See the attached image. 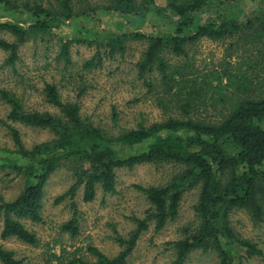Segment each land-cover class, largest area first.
Segmentation results:
<instances>
[{"label":"trees","instance_id":"obj_1","mask_svg":"<svg viewBox=\"0 0 264 264\" xmlns=\"http://www.w3.org/2000/svg\"><path fill=\"white\" fill-rule=\"evenodd\" d=\"M51 1L45 5L43 0H0V7L10 10L22 7V13L28 16L24 22L16 18L0 22V49L8 54V64L15 66L22 45L32 39L60 36L67 22L91 20L99 28L109 18L113 28L95 32L84 26V31L74 35V39L62 38L59 58L70 65L73 44L96 45V54L86 61L85 68H97L102 66L104 55L111 58L124 55L131 44L140 43L144 50L136 63L137 80L149 93L162 94L157 97L160 105L169 103L174 107L171 111L177 109L179 114L111 135L84 119L80 104L65 102L54 84L45 85L44 96L58 110L56 113L28 110L18 94L0 89V100L9 109L6 119H0V125L9 130L17 154L27 161L20 165L0 158V172L10 169V174L24 180V188L15 199L8 201L0 194L1 238L38 244L36 234L27 228L24 220L43 221L47 184L63 167L71 172L73 183L55 199V204L69 201L73 218L62 230L76 237L80 214L77 198L81 191L83 202L91 203L96 200L99 189L104 195L117 192L118 171L144 164L169 163L182 166L184 171L163 186H136L150 207L145 217L132 218L134 228L127 236L115 238L121 249L117 255L109 257L98 248L89 247L92 258L75 256L68 258L66 264H130L133 252L151 224L160 231L176 220L180 202L191 189L200 190L195 205L198 224L193 230H186L181 239L170 243L171 264H188L195 252L214 254L220 264H243L262 258L263 249L236 231L231 215L243 210L255 224L264 222V94L253 95L249 91L232 108L218 112L219 116H204L196 100L200 93L194 86H188L189 63H172L173 57L188 58V48L202 39L236 38L243 26L253 25V20L249 18L247 23H242L225 12L204 22L200 20L201 13L210 4L222 3L227 9L229 0H166L164 3L110 0L106 7L82 11L76 10L75 0ZM169 12L178 18L170 31L137 30L146 23L154 24ZM259 26L247 40L262 41L264 51V18ZM2 34H9L14 40L8 41ZM178 88L186 93L175 103ZM8 121L47 130L52 138L27 148L20 131ZM0 263L29 264L2 245Z\"/></svg>","mask_w":264,"mask_h":264},{"label":"rangeland","instance_id":"obj_2","mask_svg":"<svg viewBox=\"0 0 264 264\" xmlns=\"http://www.w3.org/2000/svg\"><path fill=\"white\" fill-rule=\"evenodd\" d=\"M47 1L49 0H43L45 5L48 4ZM109 1L75 0L74 4L76 10L82 11L106 7ZM165 1L158 0L159 3ZM228 3L227 9L222 3L210 4L201 13L200 20L204 22L225 12L242 23H247L250 18L253 25L243 26L236 38L223 41L205 38L197 41L188 48V58L172 59V63L176 65L189 63L188 86H194L200 93L196 98L199 102V112L207 117L219 116L218 112L223 108H232L237 100L246 96L249 91L253 95L264 94V51L260 44L262 41L253 38L247 40L249 34L260 28V20L264 18V0H229ZM21 9L22 7L12 10L0 7V22L14 18L24 22L28 16L23 14ZM177 19L169 12L154 24L146 23L137 30L144 33L158 29L170 31L175 27ZM108 22L109 18L104 19L102 27L99 28L91 20L67 22L60 36L45 40L32 39L22 45L19 60L14 67L7 63L8 54L0 49V89L18 94L28 110L56 113L58 110L48 104L44 96L45 85L54 84L65 102H78L82 117L111 135L136 128L139 124L161 122L170 114H179L177 109L171 111L174 107L169 103H166L167 106L160 105L157 97L162 94L149 93L142 82L137 80L136 63L141 59L144 50L140 43L131 44L124 55L118 54L114 58L104 55L102 66L97 68H85L86 61L96 54V45L73 44L70 50V65H66L59 58L62 38L74 39V35L84 31V26L92 28L95 32H103L106 27L113 28V24ZM1 36L8 41L14 40L9 34ZM93 36L96 38V35ZM90 38L93 40L91 35ZM101 52L104 53V48ZM169 57L172 58L171 55ZM193 81L194 84H191ZM234 81L239 82L235 84ZM185 93L186 91L178 88L175 103H178ZM169 99L170 97L167 101ZM8 112V107L0 100V119H6ZM8 123L20 131L27 148L31 149L34 145L52 138V134L47 130L11 121ZM0 158L4 161H16L20 165L27 163L17 154L9 130L1 125ZM182 171V166L169 163L144 164L118 171L115 194L104 195L99 189L94 202L84 203L81 191L77 198L80 208L79 234L72 237L70 233L62 230V226L73 218L69 201L55 204V199L66 192L73 183L71 172L67 167H63L52 175L47 184L43 221L32 223L24 220L27 228L36 234L38 244L28 245L15 238L3 240V220L0 219V245L14 251L18 259H24L29 264H66L68 258L75 256L92 258L88 252L89 247L98 248L105 255L113 257L121 250L115 238L127 236L134 228L132 218L145 217L150 207L136 186H163ZM10 173V169L0 172V194L8 201L15 199L24 188V180ZM199 195V189L187 191L180 202L176 220L164 229L156 231L154 224H151L133 252L130 264H171L173 250L170 243L181 239L186 230H193L198 224L195 205ZM231 220L239 234L264 251V222L255 224L243 210L233 212ZM188 264L220 262L214 254L195 252ZM243 264H264V255Z\"/></svg>","mask_w":264,"mask_h":264}]
</instances>
